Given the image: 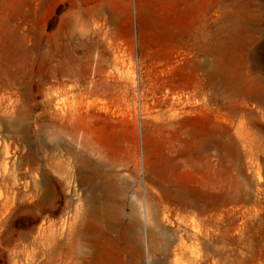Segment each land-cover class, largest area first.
I'll use <instances>...</instances> for the list:
<instances>
[{
	"label": "rangeland",
	"instance_id": "rangeland-1",
	"mask_svg": "<svg viewBox=\"0 0 264 264\" xmlns=\"http://www.w3.org/2000/svg\"><path fill=\"white\" fill-rule=\"evenodd\" d=\"M217 70L228 83L264 84V0H0V264L94 262V223L88 216L79 223L75 211L85 210L76 159L66 146L49 151L57 140L50 125L62 123L64 112L61 136L81 133L93 170L127 186L126 203L145 232V181L169 176L206 192L210 203L240 199L220 213L225 242L210 230L207 264H264V127L245 126L259 139L260 169L236 141L211 151L205 168L197 164L191 173L174 169L167 149L174 135L167 106L196 76ZM224 107L211 104L206 117L181 123L229 132L215 121L217 108L234 114ZM71 189L74 208L66 210ZM122 229L115 224L112 236ZM155 229L154 254L144 245L141 264H174L175 231L163 215ZM124 244L121 237L111 247L115 264L126 263Z\"/></svg>",
	"mask_w": 264,
	"mask_h": 264
},
{
	"label": "bare ground",
	"instance_id": "bare-ground-1",
	"mask_svg": "<svg viewBox=\"0 0 264 264\" xmlns=\"http://www.w3.org/2000/svg\"><path fill=\"white\" fill-rule=\"evenodd\" d=\"M196 80L193 87L180 89L176 94L177 96L172 100L173 102L167 106L170 107V115H167L168 118H166L165 123L172 125V130H174L172 141L168 143L167 149L174 169L181 171V173H191L193 171L192 168L195 169L197 164L202 167L208 164L211 151L220 152L227 143H234L235 141L245 144L243 148L246 152L248 150L253 152L252 160L260 169V155H258V151H255L256 141L259 142V139L245 132V126L258 125L262 128L264 127V84L240 86L228 83L226 80L223 81L220 70L207 73L202 77L198 75ZM187 90L189 93H187ZM208 93L210 97L207 100ZM202 96H205V101L194 100V98ZM211 104H216L219 107L221 105L224 107L227 104L229 111L234 113L228 116L222 112V108H217V116L215 117L216 122L226 125L228 131L233 132L232 135H229V132L225 133L222 131L210 132L206 127H201L199 130H190L187 125L181 123L186 117L207 116L210 112L209 105ZM64 114L60 113L59 115V120L62 123L57 124L54 121L55 123L50 125L51 134L55 136L56 133L57 140L50 141L49 151L52 155L58 146H66L69 155L76 159L74 166L75 177L77 184L85 188V210L81 214L80 210L82 209L79 206L80 210L75 208V211L76 215L79 216V223H83L84 216H88L90 222L94 223L93 245L90 243L93 247V251L91 250L93 252V264H115L111 258V247L118 245L121 237L125 240V244L129 245L124 252L125 264H141L144 255H142L144 245L149 255L154 254L153 252L156 248H154V239L157 233L155 228L162 215L164 220L170 222V227L176 234V244L169 250L175 258L174 264H180L181 260L188 257L192 258L189 261L191 264H195L198 259L199 264H207L208 257L212 253L210 230L215 228V230L220 231L224 220L221 221L220 213L227 205L238 204L240 199L238 197L227 198L223 196L210 203L206 192L180 185L169 176L158 182L149 179L145 181L148 182V184H145L147 227L145 232V223L140 219L138 210L131 205L129 207L126 203L127 186L121 187L112 176L96 173L93 170L92 167L96 162L91 156L89 149L84 151L86 145L84 137L82 135L79 136L81 133L79 135L73 134L68 138L61 136L59 131L63 130L68 122L66 113L64 112ZM227 135H229L228 138L226 137ZM99 166V171L105 168L103 163ZM98 179H100V182H98ZM202 187L204 188L205 185H202ZM72 194V189L65 193L64 203L66 210H70L71 207L74 208L70 199ZM191 215L200 216L201 220L196 222L190 218ZM115 224L123 228L119 236H112L115 231ZM87 233L89 234V232ZM220 233L221 231L219 232V238L221 239H219V242L223 238ZM225 233L227 232L225 231ZM81 239L82 234L77 233L78 242H81Z\"/></svg>",
	"mask_w": 264,
	"mask_h": 264
}]
</instances>
